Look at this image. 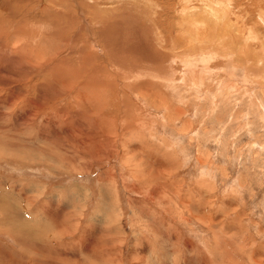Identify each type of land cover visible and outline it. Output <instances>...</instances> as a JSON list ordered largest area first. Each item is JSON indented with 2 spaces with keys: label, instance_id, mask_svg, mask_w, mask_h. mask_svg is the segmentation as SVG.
<instances>
[{
  "label": "rangeland",
  "instance_id": "374dc122",
  "mask_svg": "<svg viewBox=\"0 0 264 264\" xmlns=\"http://www.w3.org/2000/svg\"><path fill=\"white\" fill-rule=\"evenodd\" d=\"M52 1L0 0V264H264V0Z\"/></svg>",
  "mask_w": 264,
  "mask_h": 264
},
{
  "label": "bare ground",
  "instance_id": "6f19581e",
  "mask_svg": "<svg viewBox=\"0 0 264 264\" xmlns=\"http://www.w3.org/2000/svg\"><path fill=\"white\" fill-rule=\"evenodd\" d=\"M39 1H41V0H39ZM44 1V0H43ZM52 1V0H51ZM212 1V0H211ZM254 1V0H253ZM257 1V0H256ZM260 1V0H259ZM258 1V2H259ZM9 2V1H8ZM32 2H34V1H32ZM53 2V1H52ZM216 2V4H217V6H219V9L218 10H216L215 8H213L214 10H212V15H213V17L214 18H216V19H214L215 21H214V29H212V34L214 33V35L216 36V35H218V33H217V30L219 29V28H221V29H224V30H226V29H228V28H224V27H230L229 28V30L225 33V35H226V38H224L223 40L224 41H226V43H227V41H229V43H233V40L234 39H236V38H238V37H236V38H234V35H233V33H232V31H231V29L233 28L232 27V25L234 24L233 22H232V18H231V16L229 17V11H233V12H235L234 11V9L236 8V5H235V1L233 2L232 0H230L229 2H226V1H221V0H217V1H215ZM255 2V1H254ZM5 3V5H7V3L6 2H4ZM12 3V2H11ZM14 3V2H13ZM65 3V2H64ZM242 3V2H241ZM16 4V3H15ZM18 5L20 4L19 2L17 3ZM16 4V5H17ZM22 4H24L23 2H22ZM21 4V5H22ZM26 4H28V3H26ZM33 3H30V6L32 5ZM44 4V3H43ZM49 4H52V3H49ZM215 4V3H214ZM237 4V3H236ZM61 5V4H60ZM209 5V4H208ZM213 5V4H212ZM239 5H240V3H239ZM238 5V6H239ZM11 6H12V4H11ZM28 6V5H27ZM35 5H33V7H34ZM46 6H48V5H46ZM207 6V5H206ZM214 6H216V5H214ZM223 6V7H222ZM2 7V6H1ZM14 7H16V6H12L11 8H14ZM25 7V6H24ZM36 7V6H35ZM44 7V6H43ZM51 7V6H50ZM208 7H210V6H208ZM226 7V8H225ZM9 8H10V6H9ZM10 8V9H11ZM17 8H19V6L17 7ZM29 8V7H28ZM195 8V7H194ZM230 8L231 9H233V10H230ZM261 8L263 9L264 8V6L262 5L261 6ZM8 9V8H7ZM9 9V10H10ZM33 10H34V8H32ZM32 9L31 10H29V12L30 11H32ZM50 9V8H49ZM60 9V8H59ZM205 9V8H204ZM222 9V10H221ZM239 9H240V7H239ZM27 9H25V11H26ZM45 10H46V8H45ZM51 10V9H50ZM58 10V9H57ZM224 10V11H223ZM13 11H14V9H13ZM19 11V9L18 10H16V12H18ZM79 11V10H78ZM211 11V10H210ZM209 10H208V12H210ZM218 11H223V12H221V15H219V12ZM263 11V10H262ZM1 12V11H0ZM20 12H23V11H20ZM46 12H48V11H46ZM63 12H64V10H63ZM207 12V13H208ZM226 12V13H225ZM32 13V12H31ZM206 13V14H207ZM238 13V12H237ZM44 14V13H43ZM42 14V15H43ZM226 14V17L227 18H225V15ZM232 14V13H231ZM234 14V13H233ZM45 15V14H44ZM259 15V14H258ZM39 16V15H38ZM44 18H45V16H43ZM42 17V18H43ZM35 19H37L36 17H34ZM225 18V19H224ZM196 19H199L200 20V18H196ZM220 20L221 22H223V25H221V23H219V21L218 20ZM39 20H41V18L39 19ZM198 20V21H199ZM204 20V19H203ZM203 20H200V21H203ZM210 20V19H209ZM234 20V19H233ZM259 20H260V22H261V24H263V26H264V12H261V14L259 15ZM46 21V20H45ZM194 21H196V23L198 22L197 20H194ZM193 21V22H194ZM205 21H208V20H205ZM34 22V21H33ZM36 22H38V21H36ZM192 22V23H193ZM211 22V21H210ZM40 23V22H39ZM195 23V22H194ZM194 23H193V25H194ZM202 23V22H201ZM201 23L199 22L198 23V25L200 26L201 25ZM206 23V22H205ZM24 24V23H23ZM190 24V23H189ZM203 25H202V27H207L206 25H204V22L202 23ZM21 25V24H20ZM19 25V26H20ZM26 25V24H25ZM193 25H192V27H193ZM195 26V25H194ZM189 27V26H188ZM190 27H191V25H190ZM190 27H189V29H190ZM197 27V26H196ZM216 27V28H215ZM232 27V28H231ZM198 28V27H197ZM200 29V27L198 28V30ZM254 29V28H253ZM187 30V29H186ZM190 30H192V29H190ZM190 30H188V33H189V31ZM195 30H197V29H195ZM209 30V29H208ZM194 31V30H193ZM192 32V31H191ZM196 32V31H195ZM195 32H194V34H195ZM198 32V31H197ZM210 32V31H209ZM193 33V32H192ZM223 33V34H224ZM191 34V33H190ZM205 34V33H204ZM209 35V34H208ZM207 35V32H206V38H208L209 36ZM240 35H242V34H240ZM255 35V34H254ZM208 36V37H207ZM228 36H230V40L227 38ZM233 36V37H232ZM256 36V35H255ZM189 37V36H188ZM196 37V36H195ZM194 37V38H195ZM199 37H202V36H199ZM217 37V36H216ZM252 37V36H251ZM192 38H193V36H192ZM193 38V39H194ZM204 38H205V35H204ZM223 38V37H222ZM221 38V39H222ZM184 39V38H183ZM209 39H211V35H210V37H209ZM214 39H216V38H214ZM214 39H212V40H214ZM218 39H220V38H218ZM212 40H210L211 42H212ZM174 42H176V41H174ZM210 42V43H211ZM235 43H237V42H235ZM186 44H188V43H186ZM205 44V43H204ZM215 44V43H214ZM221 44L222 43H220L219 45L221 46ZM223 44H224V42H223ZM194 46V45H193ZM215 46V45H214ZM223 46V45H222ZM229 46H230V44H229ZM141 47V46H140ZM173 47V46H172ZM234 47V46H233ZM236 48V47H235ZM238 48V47H237ZM241 48V47H240ZM240 48H239V50H240ZM227 49V48H226ZM188 50H189V48H188ZM229 50L231 51V52H233V51H235L233 48H229ZM171 51H172V49H171ZM170 51V52H171ZM235 53H236V51H235ZM38 54V53H37ZM226 54H227V52H226ZM237 54V53H236ZM242 55V54H241ZM30 56V55H29ZM37 56V55H36ZM228 56V55H227ZM244 56V55H243ZM40 57V56H39ZM44 59V58H43ZM240 59V58H239ZM230 60V59H229ZM229 60H227L226 62H225V68H227V72H228V67H230V65L228 66V64H231L230 63V61ZM44 61V60H43ZM243 61H244V59H243ZM253 62V61H252ZM255 62V61H254ZM253 62V63H254ZM58 64V63H57ZM60 64V63H59ZM232 65V67L230 68V70H229V73L228 74H236V72H235V70L237 69V63L236 62H233V64H231ZM255 65V64H254ZM58 66V65H57ZM239 66V65H238ZM241 66V65H240ZM60 67V66H59ZM255 67V68H254ZM55 68V67H54ZM239 68V67H238ZM253 68L254 69H256V66H253ZM248 69L250 70V69H252V66H248ZM59 70V69H58ZM257 70V69H256ZM254 71V70H253ZM57 72V71H56ZM63 72V71H62ZM255 72V71H254ZM55 73V72H54ZM65 74V73H64ZM257 74V73H256ZM63 74H61L59 77H61ZM55 76V75H54ZM65 76V75H64ZM57 77V76H56ZM1 78V77H0ZM5 78H7L6 76L3 78V79H5ZM55 78V77H54ZM2 79V81L0 82V85L1 84H3V86H4V84H6L5 82H4V80ZM60 79V78H59ZM21 80V79H20ZM62 80V79H61ZM60 80H58V82H59ZM6 82H7V80H6ZM57 83V82H56ZM71 84V83H70ZM14 85H16V84H14ZM13 85V86H14ZM45 85V84H44ZM48 85V83H46V85H45V87H48L47 86ZM10 86H12V85H10ZM18 89V88H17ZM53 90V89H52ZM10 91V96H8V97H6L7 96V94H5V96H3L2 98L0 97V108L1 107H3L2 105H4V104H6V105H8V104H11V103H13V101H14V99H15V97L16 96H21V95H23V93L21 92L20 94H18V93H13L12 92V89H10L9 90ZM16 92V91H15ZM9 93V92H8ZM29 93V92H28ZM47 93V92H46ZM1 94V93H0ZM26 94H27V92H26ZM25 94V95H26ZM32 94V93H31ZM31 94H30V96H31ZM40 94V93H39ZM9 95V94H8ZM33 95H34V93H33ZM28 97H29V94H28ZM28 97H25V105L24 106H26L27 107V113H29V115H28V118L30 117V120L31 119H34V118H37V116H36V114L35 113H33V110L34 109H37V108H39V107H41L43 104L42 103H38V101H35V97L33 98V96H32V98H28ZM21 98H22V96H21ZM45 98V97H44ZM48 98V97H47ZM24 99V98H23ZM38 99V98H37ZM44 100V99H43ZM47 100V99H46ZM48 101V100H47ZM37 102V103H36ZM15 105V104H14ZM23 106V107H24ZM37 106V107H36ZM34 107H36V108H34ZM12 108V107H11ZM29 108L31 109V110H29ZM34 108V109H33ZM13 112V111H12ZM11 112V113H12ZM16 113V112H15ZM36 117H35V116ZM2 116V115H1ZM4 116V115H3ZM15 116H17V115H15ZM14 116V117H15ZM8 117V116H7ZM19 117V116H18ZM16 119H17V117H15ZM7 119V118H6ZM35 120V119H34ZM48 120V119H47ZM23 121H25V120H23ZM27 121V120H26ZM22 123H24V122H22ZM17 130V129H16ZM2 131H3V129H2ZM15 131V130H14ZM21 131V130H20ZM5 133V132H4ZM1 134V133H0ZM3 136V135H2ZM7 136V135H6ZM3 138V137H2ZM12 139V138H11ZM71 140V139H70ZM79 142V141H78ZM80 147V146H79ZM24 151V150H23ZM45 151V150H44ZM29 152V151H28ZM54 152V151H53ZM10 154V153H9ZM44 154V153H43ZM1 155H2V153H1ZM42 155V154H41ZM17 156V155H16ZM28 157V156H27ZM38 158V157H37ZM32 159V158H31ZM62 160V159H61ZM8 184V183H7Z\"/></svg>",
  "mask_w": 264,
  "mask_h": 264
}]
</instances>
